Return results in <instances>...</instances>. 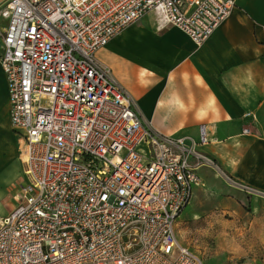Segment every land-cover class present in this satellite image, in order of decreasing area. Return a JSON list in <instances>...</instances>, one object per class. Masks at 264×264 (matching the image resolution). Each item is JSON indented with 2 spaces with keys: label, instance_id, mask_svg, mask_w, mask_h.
Segmentation results:
<instances>
[{
  "label": "built area",
  "instance_id": "2783aa9c",
  "mask_svg": "<svg viewBox=\"0 0 264 264\" xmlns=\"http://www.w3.org/2000/svg\"><path fill=\"white\" fill-rule=\"evenodd\" d=\"M235 0H6L0 63L22 171L0 218V264H205L177 237L210 142L161 134L97 57L161 8L205 42ZM226 181L252 188L222 171Z\"/></svg>",
  "mask_w": 264,
  "mask_h": 264
},
{
  "label": "crops",
  "instance_id": "0c3cea01",
  "mask_svg": "<svg viewBox=\"0 0 264 264\" xmlns=\"http://www.w3.org/2000/svg\"><path fill=\"white\" fill-rule=\"evenodd\" d=\"M5 1L0 0V6ZM235 3L201 44L152 10L116 35L97 57L108 66L100 58L109 47L129 54L132 61L118 59L120 70L110 69L135 100L143 123L161 134L195 140L205 125L210 142L200 150L207 147L220 175L225 171L264 194V0ZM122 74L129 82L124 84ZM4 104L8 106V89L0 63V106ZM205 169L212 172L213 180L204 175ZM21 171L19 157L14 182ZM198 172L202 184L194 186L178 218H190L187 211L195 193L203 191L205 196L219 187L214 166H202ZM9 201L5 215L13 207V196Z\"/></svg>",
  "mask_w": 264,
  "mask_h": 264
},
{
  "label": "rangeland",
  "instance_id": "374dc122",
  "mask_svg": "<svg viewBox=\"0 0 264 264\" xmlns=\"http://www.w3.org/2000/svg\"><path fill=\"white\" fill-rule=\"evenodd\" d=\"M5 25L6 19L0 16V58ZM100 59L114 73L121 67L118 59L122 63L132 61V57L117 46L109 47ZM122 81L125 84L129 79L122 74ZM7 109L5 104L0 106V218L11 207L10 196L14 195L20 180L14 182L19 171L21 140L9 128ZM207 150L204 147L202 151L213 157ZM214 167L219 172V187L209 191V195L204 196L203 191L194 194L187 211L190 218L180 216L176 222L178 240L188 244L205 264H264V194L230 185ZM204 175L213 180L208 169L204 170Z\"/></svg>",
  "mask_w": 264,
  "mask_h": 264
},
{
  "label": "bare ground",
  "instance_id": "6f19581e",
  "mask_svg": "<svg viewBox=\"0 0 264 264\" xmlns=\"http://www.w3.org/2000/svg\"><path fill=\"white\" fill-rule=\"evenodd\" d=\"M155 12L158 14V16L160 17V19L166 20L165 13H164V11L161 8L156 9Z\"/></svg>",
  "mask_w": 264,
  "mask_h": 264
}]
</instances>
